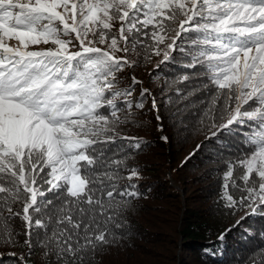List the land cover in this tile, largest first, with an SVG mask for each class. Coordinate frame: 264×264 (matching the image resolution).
I'll use <instances>...</instances> for the list:
<instances>
[{"label":"snow or ice","instance_id":"snow-or-ice-1","mask_svg":"<svg viewBox=\"0 0 264 264\" xmlns=\"http://www.w3.org/2000/svg\"><path fill=\"white\" fill-rule=\"evenodd\" d=\"M173 51L201 66L191 78H207L180 96L205 139L227 131L246 145L227 162L224 206L264 215V0H0V244L22 235L28 255L39 247L52 264H93L115 242L111 210L138 196L121 171L141 147L122 127L147 98L162 119L150 89L136 99L142 82L121 89L117 74ZM205 91L207 102L196 99ZM5 260L28 264L15 252Z\"/></svg>","mask_w":264,"mask_h":264},{"label":"trees","instance_id":"trees-1","mask_svg":"<svg viewBox=\"0 0 264 264\" xmlns=\"http://www.w3.org/2000/svg\"><path fill=\"white\" fill-rule=\"evenodd\" d=\"M185 35L177 44L184 43L188 49L190 45L184 41ZM160 47L163 48L164 45ZM172 55L175 59L169 61L163 60V54H150L148 59H138L141 66L159 59L161 66L153 71L152 77L160 78L163 82L168 80L166 85L177 81L173 84L172 94L178 85L200 87L207 82V78L203 76L199 79L191 78L193 72H201L202 69L200 65L195 69L184 66L190 62V56L179 51L172 52ZM125 71L126 81L131 83L130 76H127L130 68L124 69L123 72ZM134 71L138 76H142L143 80L146 79V74L141 68ZM184 75H189L190 80L183 82ZM123 86L117 85L121 89L127 87ZM140 90L141 87H136L133 94L136 99H139ZM172 94L170 93V96ZM201 95L207 96V91ZM159 97L162 98L159 100L160 108H164L161 115L170 144L169 156L175 164L178 163V168H174L175 179L183 187L187 203L183 205L177 190L168 185V180L161 178V171L167 166L164 164L166 143L159 137L158 130L152 131L142 127H152L149 122L154 119L150 117L143 125H137L135 123L140 119L135 117L134 122L128 123L135 126L134 132L125 134L126 132L122 131V134L139 139L141 147L138 150L128 149L131 155L127 160V168L121 171L125 179L119 183L134 184L138 196L126 198V206L111 210L115 219L109 226L115 233V242L97 254L93 258V264H253V261L259 264V261L264 259V215L252 213L246 208L228 209L221 200L222 177L227 162L243 155L246 150L242 137L225 131L210 139V153L205 152L203 146L196 151L197 145L201 144H196L197 141L193 142V138L183 134L186 128L176 132L172 127L173 122H169L175 119L174 110L172 117L168 118V107L165 106L168 93L162 92ZM147 99L145 109L136 110L137 115L150 108V100L147 107ZM201 132L206 134L205 131ZM193 152L195 155L189 159V154ZM209 158L218 161L220 164L217 166L222 169L215 171L204 168ZM131 169H136L139 175L128 181L126 177ZM213 172L215 176L212 175ZM13 207L19 210L20 205L15 204ZM117 222L122 225L120 228L115 227ZM11 223L14 231L22 233L23 222L19 218ZM17 239L19 243L15 246L0 244V255L7 257L9 253L15 252L17 256H25L28 264H52L54 258L45 259L39 247L28 255L23 236ZM179 241L182 245L180 257ZM5 264H11V261L5 260Z\"/></svg>","mask_w":264,"mask_h":264},{"label":"rangeland","instance_id":"rangeland-1","mask_svg":"<svg viewBox=\"0 0 264 264\" xmlns=\"http://www.w3.org/2000/svg\"><path fill=\"white\" fill-rule=\"evenodd\" d=\"M115 30V29H114ZM171 36H175L174 33H171ZM183 35H185L184 33L181 34L180 38H177V41H181ZM170 42V41H169ZM10 43H15L14 41H10ZM35 48L36 46H30ZM40 47H44L43 45H41ZM163 47V45H162ZM186 47V46H185ZM75 50V49H72ZM174 52V51H173ZM141 63V62H139ZM161 66V62H159L158 60H153L152 63H150L149 65H145V66H141V64H138L137 66L130 68V71H128L127 76H130V78L132 76H136V78L138 80H140L142 82L141 85H138L136 87H144V88H148L150 89L151 93L153 94V96L155 97L157 104L159 106V113L161 115V111L164 108H160L161 106L159 105V100L162 99L161 97H159V94H161L162 92H166L168 93V100H166V104L165 106L168 107L167 109V114H168V118L170 119L172 117L173 114V110H174V114H173V118L175 119L174 121H169V122H173L172 123V127L177 131H179L178 129H185V131L183 132V134H187V136L189 138H193L194 141L196 142V144H202L203 149L205 152L210 153L209 151V147L211 144L210 139L206 140L204 138V132H201V129L203 128L202 124H199L195 118H194V114H192L189 110L184 109V103L185 101L181 100L180 96L182 94L187 93L188 91H190L192 88H194V86H187V87H182L184 84L178 85L177 88L175 89L174 93L172 94V89H174L173 84L171 85H166L165 83L168 82V80H165L164 82L162 81V79H158L155 77H152V73L153 71L157 70L159 67ZM142 69V71L146 74V79L143 80L142 76H138L136 74V72L134 71L135 69ZM119 83L118 84H123L124 86H127L126 88H128L131 83H128V81H126V71L122 72L120 74L117 75ZM174 82V81H173ZM181 84V83H180ZM123 86V87H124ZM124 89V88H122ZM179 91H182L181 93H178ZM170 93L172 94L170 96ZM178 93V94H177ZM201 94H198L196 99H200L203 98L205 99V101L207 102L209 93H207V96H203ZM139 98V96H138ZM169 98H171V102L169 100ZM149 100H150V104H151V98L147 99V107H149ZM174 107V108H173ZM183 109L182 112H177V109ZM144 114V115H143ZM144 116V117H143ZM137 118H139L140 120L135 123L137 125H143V122H146L147 119H149L150 117H152L154 120L153 122H149V124L152 125V127H149L148 125H144L142 127L145 128H150L152 131H157L158 130V134L159 137L161 138L162 136H166V131H165V124L163 123V120L161 119L160 121H157L155 119V112L152 111H145L144 113H139L137 116ZM162 117V115H161ZM181 121H183V123H181ZM179 122V125L177 126V123ZM163 126V131L159 130L160 126ZM134 125L132 124H126L125 126L122 127V131L126 132L125 134H131L132 132H134ZM187 137V139H188ZM205 139V140H204ZM166 143V148H165V152H166V161H164V164L167 165L165 169H162V179L168 180V185L173 186L177 192L180 194V199L182 201L183 205H186V201L184 198V189L183 187H181L178 182L175 179V174H174V168H178L177 165L178 163H174V161L170 158L169 154H170V144L167 142ZM209 143V144H208ZM195 144V143H194ZM217 164H220L218 161H214L212 158H209L208 161L206 162V164L204 165V168H209L210 170H215V171H219L220 169H222V167H218ZM213 176H215V172L212 173ZM206 180L208 178H205ZM200 197H206V195H200ZM196 206H198V204L196 203ZM183 213V210H182ZM181 222V221H180ZM178 256L180 257L181 253H182V248H181V241L178 242Z\"/></svg>","mask_w":264,"mask_h":264}]
</instances>
